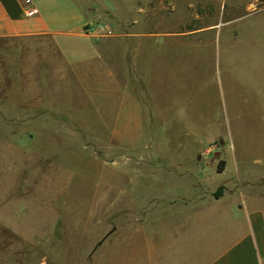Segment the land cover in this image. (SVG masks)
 <instances>
[{
    "label": "rangeland",
    "instance_id": "1",
    "mask_svg": "<svg viewBox=\"0 0 264 264\" xmlns=\"http://www.w3.org/2000/svg\"><path fill=\"white\" fill-rule=\"evenodd\" d=\"M72 1L93 20L80 72L50 37L0 39V264H145L150 195L264 182V0ZM179 163L197 177L148 189L146 165Z\"/></svg>",
    "mask_w": 264,
    "mask_h": 264
},
{
    "label": "crops",
    "instance_id": "2",
    "mask_svg": "<svg viewBox=\"0 0 264 264\" xmlns=\"http://www.w3.org/2000/svg\"><path fill=\"white\" fill-rule=\"evenodd\" d=\"M34 1L28 0L27 6L36 8L37 14L26 17L24 0H0V39L50 37L64 62L80 72L83 62L95 52L93 43L84 45L88 35L83 30L92 18L72 0H65L66 14L62 16L49 11L50 0H36L41 6L46 2V11H40ZM60 26L67 31H60ZM110 84L120 88L117 78ZM106 85L98 83V87ZM4 107L2 115L10 117L8 121L25 120L21 104ZM138 116L130 115L129 122L139 121ZM168 167L146 165L149 190L155 186L151 176L156 173L189 181L199 170L197 163H179V172ZM244 176L224 182L226 189L218 198L173 190L150 195L142 215L145 264H264V182Z\"/></svg>",
    "mask_w": 264,
    "mask_h": 264
},
{
    "label": "built area",
    "instance_id": "3",
    "mask_svg": "<svg viewBox=\"0 0 264 264\" xmlns=\"http://www.w3.org/2000/svg\"><path fill=\"white\" fill-rule=\"evenodd\" d=\"M24 2L26 3V6L28 5V0H24ZM23 14H24V16H26V17H29V16H33V15H36L37 14V9L36 8H34V7H25L24 9H23Z\"/></svg>",
    "mask_w": 264,
    "mask_h": 264
},
{
    "label": "trees",
    "instance_id": "4",
    "mask_svg": "<svg viewBox=\"0 0 264 264\" xmlns=\"http://www.w3.org/2000/svg\"><path fill=\"white\" fill-rule=\"evenodd\" d=\"M220 170V169H219ZM222 188H218L217 192L214 194L215 198H218L220 196V192H221Z\"/></svg>",
    "mask_w": 264,
    "mask_h": 264
}]
</instances>
